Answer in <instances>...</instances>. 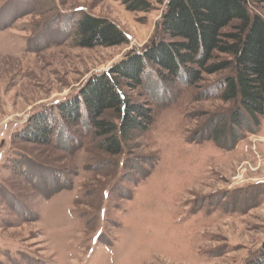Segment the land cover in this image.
<instances>
[{
	"label": "rangeland",
	"instance_id": "374dc122",
	"mask_svg": "<svg viewBox=\"0 0 264 264\" xmlns=\"http://www.w3.org/2000/svg\"><path fill=\"white\" fill-rule=\"evenodd\" d=\"M149 1L151 11L137 12L122 0H0V264H253L259 256L264 116L254 131L220 137L230 106L208 88L217 76H204L202 88L183 79L167 89L148 72L143 87L129 84L124 91L153 121L118 156L97 146L84 113L81 124L54 130L58 142L17 135L31 120L53 126L55 105L79 89L88 96L94 73L150 49L169 0ZM255 9L264 13V0ZM81 13L112 20L129 43L76 46Z\"/></svg>",
	"mask_w": 264,
	"mask_h": 264
},
{
	"label": "trees",
	"instance_id": "16d2710c",
	"mask_svg": "<svg viewBox=\"0 0 264 264\" xmlns=\"http://www.w3.org/2000/svg\"><path fill=\"white\" fill-rule=\"evenodd\" d=\"M122 1L131 11L153 9L149 0ZM260 1L169 0L150 49L143 53L133 50L116 62L112 71L94 73L86 84L91 90L89 97L79 89L78 100L74 93L66 97H71L67 102L54 103L60 119L53 126L45 119V124H35V129L31 120L30 128L24 126L17 135L29 141L54 138L58 142L60 134L54 130L66 131L81 124L80 113H84L97 146L109 156L121 155L133 132L144 128V121L147 125L153 121L147 106L124 91L129 84L134 85L132 89L143 87L146 81L142 76L147 72L167 89L183 79L201 87L204 76H217L208 88L216 89L219 99L230 106L220 123L224 133L219 136L228 129L233 136L242 129L254 131L264 116V13L254 10ZM75 32L74 44L83 48L129 43L115 22L86 13L80 14ZM126 61L133 66L123 68ZM135 66L138 71L131 70ZM126 70L130 73L125 74ZM258 255L253 264H264V246Z\"/></svg>",
	"mask_w": 264,
	"mask_h": 264
}]
</instances>
